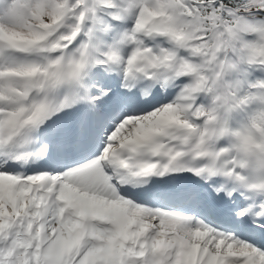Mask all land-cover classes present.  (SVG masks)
I'll use <instances>...</instances> for the list:
<instances>
[{
    "label": "snow or ice",
    "instance_id": "6c2138e0",
    "mask_svg": "<svg viewBox=\"0 0 264 264\" xmlns=\"http://www.w3.org/2000/svg\"><path fill=\"white\" fill-rule=\"evenodd\" d=\"M0 264H264V0H0Z\"/></svg>",
    "mask_w": 264,
    "mask_h": 264
}]
</instances>
